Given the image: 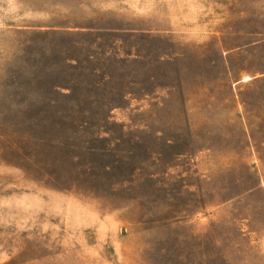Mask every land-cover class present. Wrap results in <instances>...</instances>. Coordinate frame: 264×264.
Returning a JSON list of instances; mask_svg holds the SVG:
<instances>
[{
  "label": "rangeland",
  "instance_id": "obj_1",
  "mask_svg": "<svg viewBox=\"0 0 264 264\" xmlns=\"http://www.w3.org/2000/svg\"><path fill=\"white\" fill-rule=\"evenodd\" d=\"M0 264H264V0H0Z\"/></svg>",
  "mask_w": 264,
  "mask_h": 264
},
{
  "label": "trees",
  "instance_id": "obj_2",
  "mask_svg": "<svg viewBox=\"0 0 264 264\" xmlns=\"http://www.w3.org/2000/svg\"><path fill=\"white\" fill-rule=\"evenodd\" d=\"M32 33H36V32H31L30 31V35H29V37H28V41H30V42H28V43H35L38 39H37V36H31V34ZM34 48H32V49H29V50H27L26 51V53H27V56H26V59L24 58V63H25V70H26V73L25 74H21L20 76H19V79H18V82H14L13 84L14 85H16L17 87V89H19L22 93L23 92H31L32 90H34L33 88V86L31 85V81H28V80H26L28 77H27V74H30V75H36L37 76V73H36V71H35V66H36V60H35V58H34V55H35V53H34V50H33ZM33 69H34V71H35V73L33 72ZM17 77H18V75H17ZM32 78V80H34V78H33V76H31ZM21 78V79H20ZM22 100H24V99H22Z\"/></svg>",
  "mask_w": 264,
  "mask_h": 264
}]
</instances>
